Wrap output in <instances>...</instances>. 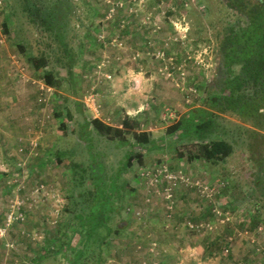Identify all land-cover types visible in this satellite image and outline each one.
I'll list each match as a JSON object with an SVG mask.
<instances>
[{
    "label": "rangeland",
    "instance_id": "rangeland-1",
    "mask_svg": "<svg viewBox=\"0 0 264 264\" xmlns=\"http://www.w3.org/2000/svg\"><path fill=\"white\" fill-rule=\"evenodd\" d=\"M20 4L0 0V110L27 131L0 137V264H264V121L240 133L225 114L233 151L218 162L179 157L166 132L202 106L221 33L246 16L225 0H71L66 52ZM30 56L58 82L42 103ZM87 92L109 129L90 122ZM129 104L137 127L119 135Z\"/></svg>",
    "mask_w": 264,
    "mask_h": 264
},
{
    "label": "trees",
    "instance_id": "trees-1",
    "mask_svg": "<svg viewBox=\"0 0 264 264\" xmlns=\"http://www.w3.org/2000/svg\"><path fill=\"white\" fill-rule=\"evenodd\" d=\"M70 2L71 0H23V4L19 6L30 22L40 25L54 41L63 44L67 52V8ZM229 5L244 14L247 21L241 25L240 20H237L234 26L223 29L219 43V68L213 88L206 92L201 107L189 109L166 128L167 133H177L179 142H184L179 145L180 150L176 147L178 156L190 161L199 159L218 162L232 153L225 114L239 120L235 122V127L240 133H249L245 124L260 128V123L264 121V10L242 2L237 7L233 1ZM96 13L98 12L93 9L92 15ZM2 28L4 31L8 30L6 21ZM16 45L20 52H25L23 44ZM28 61L32 63L34 70H42L47 66V60L43 56H30ZM68 72L71 74V69ZM41 78L50 87L58 85L51 70L43 69ZM90 122L100 128H110L97 118ZM121 127L124 131H133L137 127V121L125 115ZM114 131L119 135L123 132L118 128ZM255 135L258 132H252L250 137ZM134 137L141 147L149 142V134L144 131L137 134L134 132ZM143 151L145 150L142 148L138 152L129 153L124 168L130 167L134 159L140 160ZM120 228L122 227L116 226L115 233L118 234ZM37 262L34 259L33 264H38Z\"/></svg>",
    "mask_w": 264,
    "mask_h": 264
},
{
    "label": "crops",
    "instance_id": "crops-1",
    "mask_svg": "<svg viewBox=\"0 0 264 264\" xmlns=\"http://www.w3.org/2000/svg\"><path fill=\"white\" fill-rule=\"evenodd\" d=\"M120 54H121V51L119 52V56H117L118 58H120ZM21 75H22V73H21ZM26 81L28 82L29 78H26ZM0 85L2 87V90L0 91V108H4L5 109L4 105L8 106V104L4 103V105H3V101H6V99H7L5 97L6 95H4V94L7 92L8 89H10V86H6L5 82L2 83V84L0 83ZM125 103H128V102L125 101ZM129 105H130V107L127 108L124 113L128 114L130 118H134V117H131L130 115H134L135 113L138 114L141 111L142 108H138L137 109V108L132 107L133 105H131V104H129ZM101 114H103L102 111H101ZM97 119L99 121H101V123H104V125H112V124H109L106 121L102 120L101 117H98ZM120 127H121V123L117 126V128H120ZM0 130H1L0 137H2V138H5L6 136L9 137V138H13L14 136L16 137L18 135L23 136L27 132V131L24 130L23 126L19 127V124H14V122H11L9 117H8V115H6V113H4L1 110H0ZM2 133H4V134H2ZM153 144L154 143H150V145H153ZM126 224L128 225V222H126ZM115 234L117 235V233H115ZM108 239H106L107 242H108ZM190 242H191V240H190ZM194 243H195V241H193V243L191 245H195ZM138 248H139V246H138Z\"/></svg>",
    "mask_w": 264,
    "mask_h": 264
},
{
    "label": "built area",
    "instance_id": "built-area-1",
    "mask_svg": "<svg viewBox=\"0 0 264 264\" xmlns=\"http://www.w3.org/2000/svg\"><path fill=\"white\" fill-rule=\"evenodd\" d=\"M100 35L101 34H99L98 36H100ZM98 39L99 40L104 39V36L101 35ZM101 66H104V64L98 65V68H101ZM36 82H37L38 87H39L38 88L39 91H38V94H37L38 95L37 101L39 103H42V102L46 101V97H45L46 94L45 93L50 91L52 88L50 86L46 85L43 80L42 81H36ZM84 102H85V108L94 113V117L93 118H96V117H98L100 115V109H99L100 108V104L98 103V101H97V99L95 97V94H93L92 92H87L84 95ZM158 173L161 175V171L160 170H158ZM173 173H175V172H173ZM173 173H169V171L165 170V173L162 175L165 178H167V182L169 184H173L174 179H176V177H177V174L176 173L173 174ZM167 182H166V186L168 185ZM165 193H166V190H165ZM171 197H172V193H168L165 196V199H167V202L170 204V208L172 207L171 206V204H172ZM170 208H168V209H170ZM216 212L218 213L219 211L216 209ZM9 219H12V214L9 215L8 220ZM189 227H190V229H195V226L189 225ZM199 227H200V225H196L197 229H199ZM208 227H210V225Z\"/></svg>",
    "mask_w": 264,
    "mask_h": 264
},
{
    "label": "flooded vegetation",
    "instance_id": "flooded-vegetation-1",
    "mask_svg": "<svg viewBox=\"0 0 264 264\" xmlns=\"http://www.w3.org/2000/svg\"><path fill=\"white\" fill-rule=\"evenodd\" d=\"M228 4H230V1H233L235 4L234 6L237 7V4L242 2L243 4H246L247 6L250 5V7H256L258 9L264 10V0H225Z\"/></svg>",
    "mask_w": 264,
    "mask_h": 264
}]
</instances>
